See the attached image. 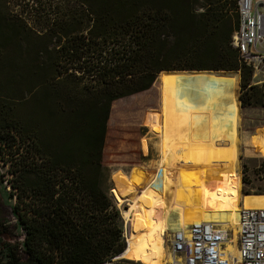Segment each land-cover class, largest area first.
I'll return each mask as SVG.
<instances>
[{"label": "trees", "instance_id": "16d2710c", "mask_svg": "<svg viewBox=\"0 0 264 264\" xmlns=\"http://www.w3.org/2000/svg\"><path fill=\"white\" fill-rule=\"evenodd\" d=\"M84 1L88 8L92 2L99 4L101 11L97 10L87 33L72 35L61 30L47 49L50 63L37 61L41 51L35 54L34 68L54 69L52 82L58 91L55 114L62 137L58 148L54 154L49 149L40 151L36 133L25 136L22 122L15 117L4 126L5 136L24 142L26 151L35 152H29L28 164L18 173L10 171L11 179L5 181L16 199L13 226L21 228L25 236L20 243L6 242L7 225L0 224V264H102L124 250L121 214L109 195L105 171L109 166L139 164L126 154L125 144L119 154L109 153L103 161L107 120L115 100L149 89L157 77L159 112L166 113L170 100L161 73L229 70L239 72L241 104L264 106V82H252L253 64L243 61L230 44L238 14L233 19L218 13L211 0L201 4L198 0ZM234 4L236 11V0ZM198 5L207 7L196 12ZM114 10L127 14L121 20L107 15ZM17 24L0 17V43L21 37ZM183 27L190 31L184 33ZM169 38L184 43L169 51ZM169 55L184 58L185 63L165 62L163 58ZM36 88L28 91L32 98L37 97ZM159 112L143 114L151 132L160 133ZM141 145L140 140V152ZM258 170L264 172V161ZM157 180L158 174H154L131 209ZM242 181L246 183L244 177ZM152 237L140 238L128 250Z\"/></svg>", "mask_w": 264, "mask_h": 264}, {"label": "rangeland", "instance_id": "374dc122", "mask_svg": "<svg viewBox=\"0 0 264 264\" xmlns=\"http://www.w3.org/2000/svg\"><path fill=\"white\" fill-rule=\"evenodd\" d=\"M202 3V0H198ZM210 2V1H209ZM213 9L218 13L237 18L234 0H211ZM185 5V3H183ZM199 5L196 12L206 9ZM108 8V5H107ZM100 11L99 4L92 2L90 8L85 7L84 0H0V17L14 20L22 29L21 37L0 43V224L7 225L3 240L9 243H20L21 234L13 222V206L15 197L9 193L6 179L10 171L20 172L30 161L29 152L24 142L12 140L5 136V125L12 117L22 122L26 136L35 132L41 144V150L49 149L53 154L62 140L58 132L57 116L55 114L58 91L52 82L54 69L36 67L35 54L41 51L37 60L40 63H50L48 50L55 43L59 32L87 33L93 25V17ZM92 14V16L89 15ZM121 20L127 12L108 11ZM183 27L184 33L189 27ZM64 41V38H63ZM184 43L169 38L166 48L169 51L180 48ZM48 47V48H47ZM264 55V42L257 47ZM174 52V51H173ZM210 58V57H209ZM163 60L169 64H184V58L169 55ZM256 65L252 82L261 85L264 82V62L253 60ZM229 71V70H226ZM189 72H163L161 83L169 94L178 81H186ZM239 75V72H238ZM158 76V75H157ZM36 88L37 97L30 96L29 90ZM157 77L151 87L131 96L123 97L112 103L103 150V161L109 153L119 154L125 144L126 154L131 156L139 166L114 167L109 166L105 173L108 175L107 185L109 195L120 211L121 225L126 240L124 250L116 255L114 263L127 264H163L167 259L169 237L171 231L160 235L155 232L166 213L165 198L169 187L162 182L161 174L156 183L144 194L131 209L134 201L140 195L144 185L155 174H158V161L163 153L166 142L178 130L172 125L170 116L162 113L161 94ZM261 93H264V89ZM24 99L17 100V95ZM240 77L238 80L237 97L239 100V150L241 191L234 197L233 204L241 205L240 196L243 193H264V172L258 167L264 161V106L241 104ZM42 99H41V98ZM264 99V97H263ZM157 110L159 132H151L144 121L146 111ZM161 113V115H160ZM206 135V134H205ZM204 135V136H205ZM141 138V139H140ZM141 140V152H140ZM26 143V142H25ZM143 156V157H142ZM198 170V164L193 165ZM14 176H12L13 178ZM245 178L246 183L242 181ZM111 187V188H110ZM237 219L236 209L232 208ZM154 236L144 243L134 245L145 236ZM155 237L161 241H156Z\"/></svg>", "mask_w": 264, "mask_h": 264}, {"label": "bare ground", "instance_id": "6f19581e", "mask_svg": "<svg viewBox=\"0 0 264 264\" xmlns=\"http://www.w3.org/2000/svg\"><path fill=\"white\" fill-rule=\"evenodd\" d=\"M238 80L237 71L193 70L167 93L165 115L178 132L166 142L157 165L169 191L156 235L199 221L215 222L230 227L235 243L240 209L264 208V193H243L241 205H231L242 185ZM167 249L163 264L174 261L169 245Z\"/></svg>", "mask_w": 264, "mask_h": 264}, {"label": "built area", "instance_id": "2783aa9c", "mask_svg": "<svg viewBox=\"0 0 264 264\" xmlns=\"http://www.w3.org/2000/svg\"><path fill=\"white\" fill-rule=\"evenodd\" d=\"M236 12L238 26L231 35V46L246 63L263 62L264 55L257 47L264 42V0H236ZM12 217L15 224L16 218ZM18 229L22 242L25 233ZM231 240L230 227L215 222L177 227L169 237V253L174 261L168 264H264V208H241L237 239L235 243ZM229 245L234 248L229 249ZM115 261L111 258L102 264H120Z\"/></svg>", "mask_w": 264, "mask_h": 264}, {"label": "crops", "instance_id": "0c3cea01", "mask_svg": "<svg viewBox=\"0 0 264 264\" xmlns=\"http://www.w3.org/2000/svg\"><path fill=\"white\" fill-rule=\"evenodd\" d=\"M117 100H118V99H117ZM117 100H115V101H117ZM115 101H114V102H115Z\"/></svg>", "mask_w": 264, "mask_h": 264}]
</instances>
